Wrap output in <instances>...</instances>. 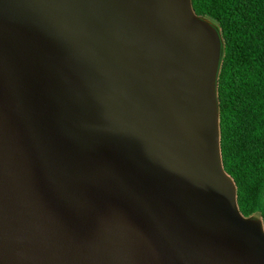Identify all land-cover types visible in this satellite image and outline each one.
Returning <instances> with one entry per match:
<instances>
[{
    "label": "water",
    "instance_id": "water-1",
    "mask_svg": "<svg viewBox=\"0 0 264 264\" xmlns=\"http://www.w3.org/2000/svg\"><path fill=\"white\" fill-rule=\"evenodd\" d=\"M222 40L191 0H0V264H264Z\"/></svg>",
    "mask_w": 264,
    "mask_h": 264
},
{
    "label": "trees",
    "instance_id": "trees-1",
    "mask_svg": "<svg viewBox=\"0 0 264 264\" xmlns=\"http://www.w3.org/2000/svg\"><path fill=\"white\" fill-rule=\"evenodd\" d=\"M193 10L220 29L218 77L220 148L224 170L236 185L240 212L264 222V113L253 83L264 82V0H191Z\"/></svg>",
    "mask_w": 264,
    "mask_h": 264
},
{
    "label": "flooded vegetation",
    "instance_id": "flooded-vegetation-1",
    "mask_svg": "<svg viewBox=\"0 0 264 264\" xmlns=\"http://www.w3.org/2000/svg\"><path fill=\"white\" fill-rule=\"evenodd\" d=\"M220 73H221V62H220L218 77ZM217 87H218V81H217ZM253 90L256 96L255 104L257 106V110L261 109V111L264 113V82L260 79L259 74L256 76V82L253 83ZM217 99H218V91H217ZM218 106H219V100H218Z\"/></svg>",
    "mask_w": 264,
    "mask_h": 264
},
{
    "label": "rangeland",
    "instance_id": "rangeland-1",
    "mask_svg": "<svg viewBox=\"0 0 264 264\" xmlns=\"http://www.w3.org/2000/svg\"><path fill=\"white\" fill-rule=\"evenodd\" d=\"M219 29V28H218ZM223 39V38H222ZM223 47H224V42H223V40H222V44H221V56L220 57H222V49H223ZM220 62H221V59H220ZM220 62H219V67H218V74H219V68H220ZM218 81V80H217ZM254 216H256V217H258V219L260 218V220H261V222H262V225H263V227H264V222H263V219H262V217L259 215V214H253Z\"/></svg>",
    "mask_w": 264,
    "mask_h": 264
}]
</instances>
